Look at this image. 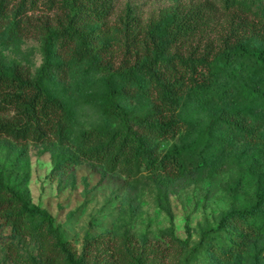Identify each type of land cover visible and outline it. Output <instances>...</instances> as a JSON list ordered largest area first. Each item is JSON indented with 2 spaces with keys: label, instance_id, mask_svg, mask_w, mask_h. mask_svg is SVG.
Here are the masks:
<instances>
[{
  "label": "rangeland",
  "instance_id": "1",
  "mask_svg": "<svg viewBox=\"0 0 264 264\" xmlns=\"http://www.w3.org/2000/svg\"><path fill=\"white\" fill-rule=\"evenodd\" d=\"M206 2L219 19L218 0H112L103 21L86 25L88 44L99 49L111 73L128 55L126 20L138 33L165 12ZM258 2L264 7V0ZM31 17L32 23L43 18L53 23L55 12L41 8ZM12 18L11 12L0 14V54L29 65L36 75L45 62L42 44L39 37L13 32ZM211 29L201 44L215 39L222 27L214 22ZM67 65L68 76L53 90L74 107L72 138L91 128L118 127L117 119L102 113L103 94L95 81L101 74L82 79L83 64ZM215 66L210 91L182 97L178 113L185 125L177 135L152 144L156 153L181 150L180 174L149 172L128 159L116 166L83 160L77 146L55 139L35 144L0 136V183L47 211L76 258L86 238H100L99 249L114 254L125 249L135 256L131 264H264V215L246 214L264 178V99L246 93L264 91V76L251 55L221 58ZM120 102L131 115L149 107L145 96ZM228 116L244 121L246 129L230 127ZM5 199L0 191V201ZM259 207L264 211V204ZM10 209L0 213V264H43L45 244L54 239L37 216L22 230L14 229L9 217L17 207ZM171 239L187 243L173 245ZM151 244L164 256L138 253Z\"/></svg>",
  "mask_w": 264,
  "mask_h": 264
},
{
  "label": "trees",
  "instance_id": "2",
  "mask_svg": "<svg viewBox=\"0 0 264 264\" xmlns=\"http://www.w3.org/2000/svg\"><path fill=\"white\" fill-rule=\"evenodd\" d=\"M111 2L0 0V14H13L10 29L39 37L45 54V62L36 75L29 65L6 61L0 54V136L35 144L55 139L61 144L77 146L83 160L116 166L122 159H128L149 172L176 176L183 167L181 150L173 148L156 153L152 144L174 138L185 125L178 113L181 99L189 92L196 95L211 90L217 74L215 61L251 55L264 76V7L258 0H218L217 19L214 5L206 2L187 10L165 12L138 33L137 27L130 24L132 21L126 20L128 55L113 72L107 73L99 49L88 44L90 30L86 25L103 21ZM41 8L44 12H55L53 23L47 18L32 23V14ZM214 22L222 30L215 39L208 38L201 44ZM70 62L75 66L83 64L82 79L101 74L95 81L103 94L102 113L117 119L118 127L91 128L72 138L74 107L53 90L56 81L68 76ZM246 95L264 99V91L256 88ZM138 96L147 97L149 107L142 115H131L120 99ZM228 118L225 120L230 127L246 129L238 117ZM0 191L6 197L0 201V213L17 207L16 213L9 217L14 229L22 230L27 219L37 216L54 239L53 244L50 241L45 244L43 264L57 260L63 264H131L135 258L125 249H118L115 254L109 248L99 249L97 246L103 244L100 238H86L81 255L76 258L47 211L32 205L13 186L0 183ZM256 196L255 206L246 212L250 217L264 215L259 207L264 204L263 177ZM171 243L185 245L187 240L171 239ZM140 247L138 253L146 257L164 256L155 245Z\"/></svg>",
  "mask_w": 264,
  "mask_h": 264
}]
</instances>
